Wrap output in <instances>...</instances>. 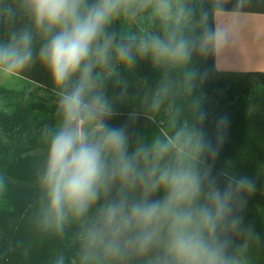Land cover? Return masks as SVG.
Instances as JSON below:
<instances>
[{
  "label": "clouds",
  "instance_id": "1",
  "mask_svg": "<svg viewBox=\"0 0 264 264\" xmlns=\"http://www.w3.org/2000/svg\"><path fill=\"white\" fill-rule=\"evenodd\" d=\"M249 6L0 0V78L39 64L55 96V122L42 133L33 224L58 236L75 228L77 236L74 252L57 253L52 264H250L255 229L247 208L257 179L229 162L217 167L229 121L213 115L203 91L215 56L234 36L221 21ZM144 63L180 71L192 97L177 108L166 137H145L136 109L119 121L126 74ZM170 95L171 83L161 79L144 97L143 116L158 114ZM6 187L0 177V191Z\"/></svg>",
  "mask_w": 264,
  "mask_h": 264
},
{
  "label": "trees",
  "instance_id": "2",
  "mask_svg": "<svg viewBox=\"0 0 264 264\" xmlns=\"http://www.w3.org/2000/svg\"><path fill=\"white\" fill-rule=\"evenodd\" d=\"M244 12L264 14V0H250ZM142 23L147 26L149 22ZM195 62L203 63V58L197 57ZM126 75L128 93L116 101L121 110L119 121L126 119L128 110L136 109L142 115L139 127L145 137L157 133L166 137L179 105L192 103V97L184 95L182 73L166 67L154 70L144 63ZM17 78L45 95L0 85V177L7 182L6 189L0 191V264H52L57 253L74 252L77 236L75 228L58 236L40 232L33 224L39 194L37 172L44 152L42 133L55 122V96L51 79L39 64ZM161 79L171 83L172 95L158 114L144 117V97ZM203 91L213 115L226 116L229 121L217 167L229 162L235 171L257 179V190L247 208V219L255 229L247 251L250 264H264V73L236 75L216 68ZM193 95L199 96L200 90ZM209 127L214 128V124Z\"/></svg>",
  "mask_w": 264,
  "mask_h": 264
},
{
  "label": "crops",
  "instance_id": "3",
  "mask_svg": "<svg viewBox=\"0 0 264 264\" xmlns=\"http://www.w3.org/2000/svg\"><path fill=\"white\" fill-rule=\"evenodd\" d=\"M221 23L231 24L234 36L215 56L216 68L236 75L264 73V14L244 12Z\"/></svg>",
  "mask_w": 264,
  "mask_h": 264
},
{
  "label": "rangeland",
  "instance_id": "4",
  "mask_svg": "<svg viewBox=\"0 0 264 264\" xmlns=\"http://www.w3.org/2000/svg\"><path fill=\"white\" fill-rule=\"evenodd\" d=\"M232 81L238 82L242 79L240 78H231ZM0 85L7 86L10 88L24 89L29 92L37 93L38 95H45L44 92L38 90L35 85L17 77L13 78H0Z\"/></svg>",
  "mask_w": 264,
  "mask_h": 264
}]
</instances>
